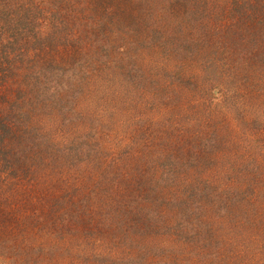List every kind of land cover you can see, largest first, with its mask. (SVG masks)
Listing matches in <instances>:
<instances>
[{"label": "rangeland", "instance_id": "rangeland-1", "mask_svg": "<svg viewBox=\"0 0 264 264\" xmlns=\"http://www.w3.org/2000/svg\"><path fill=\"white\" fill-rule=\"evenodd\" d=\"M2 50L0 264H264V0H0Z\"/></svg>", "mask_w": 264, "mask_h": 264}, {"label": "trees", "instance_id": "trees-1", "mask_svg": "<svg viewBox=\"0 0 264 264\" xmlns=\"http://www.w3.org/2000/svg\"><path fill=\"white\" fill-rule=\"evenodd\" d=\"M2 57L8 64V68H5L3 63L1 62ZM25 58L21 56H17L14 59L13 57H9L6 55V51H0V100L5 98L8 92L10 93L13 89L12 83L9 79L4 80L5 73L10 69L11 66L16 65L20 67L22 63H24ZM15 70V68H12ZM11 70V71H12ZM7 91V92H6ZM13 96L9 95L8 99L5 101V104H9L8 108L0 115V119H5L9 121V118H12L10 125H4L0 130V145L1 149H4L6 152L1 155H6L10 150H13L17 145H28L30 141L29 136V126L31 120L22 121L21 117L15 118L14 114H12L13 109L10 104H15V101L12 99ZM6 106V105H5ZM11 152V151H10ZM67 195H70L69 191ZM65 195L64 190L61 189H53L50 191V198H48L45 202L41 204V212L44 215L43 220H48V218H54V214H61L62 211L70 210V206L73 205V199L69 198ZM63 205L68 206L66 209H61ZM64 218L62 219V225L65 224ZM62 227H66L62 226Z\"/></svg>", "mask_w": 264, "mask_h": 264}]
</instances>
